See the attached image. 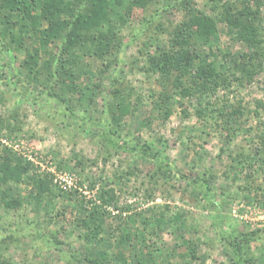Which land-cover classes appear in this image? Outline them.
Here are the masks:
<instances>
[{"label": "rangeland", "instance_id": "obj_1", "mask_svg": "<svg viewBox=\"0 0 264 264\" xmlns=\"http://www.w3.org/2000/svg\"><path fill=\"white\" fill-rule=\"evenodd\" d=\"M44 1L0 0V264H264V0Z\"/></svg>", "mask_w": 264, "mask_h": 264}, {"label": "trees", "instance_id": "obj_2", "mask_svg": "<svg viewBox=\"0 0 264 264\" xmlns=\"http://www.w3.org/2000/svg\"><path fill=\"white\" fill-rule=\"evenodd\" d=\"M3 2V6L8 7L11 12L16 11H27L26 1L27 0H1ZM89 3H91V6L93 7V10L91 12V16L83 17L74 22L75 27H81L85 26L86 24H98L99 19H102V17L105 16V11L107 7V0H87ZM62 1L61 0H45L44 1V9H43V15L45 18L52 17L55 12L60 11ZM206 25L204 27L203 34H212L215 31L214 24L206 21ZM43 33V32H42ZM74 33L70 34L68 36V40H73L74 37H72ZM202 75V73H201ZM2 171H4L6 175V179H12L16 182H19L22 178V175L25 173V168H23L19 164L11 165L9 161H6L2 165ZM30 182L34 184V186H38V189L40 191H44L46 188V182L45 179H39L36 177H31ZM91 264H97V262L90 261Z\"/></svg>", "mask_w": 264, "mask_h": 264}]
</instances>
